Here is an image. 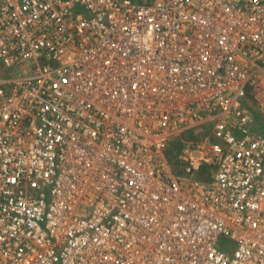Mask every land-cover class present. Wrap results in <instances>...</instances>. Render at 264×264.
<instances>
[{
    "label": "built area",
    "instance_id": "built-area-1",
    "mask_svg": "<svg viewBox=\"0 0 264 264\" xmlns=\"http://www.w3.org/2000/svg\"><path fill=\"white\" fill-rule=\"evenodd\" d=\"M250 96L264 0H0V264H264Z\"/></svg>",
    "mask_w": 264,
    "mask_h": 264
},
{
    "label": "rangeland",
    "instance_id": "rangeland-1",
    "mask_svg": "<svg viewBox=\"0 0 264 264\" xmlns=\"http://www.w3.org/2000/svg\"><path fill=\"white\" fill-rule=\"evenodd\" d=\"M253 99V97H250L249 99ZM253 113V111H252ZM256 114L252 115L253 120L248 124V129L250 132L252 133H263L264 134V121L261 120L260 116L257 114V112H255ZM199 136V134L197 135ZM177 146V145H175ZM172 147H174V145H172ZM171 148H169L167 150L168 153L173 154L174 150Z\"/></svg>",
    "mask_w": 264,
    "mask_h": 264
},
{
    "label": "crops",
    "instance_id": "crops-1",
    "mask_svg": "<svg viewBox=\"0 0 264 264\" xmlns=\"http://www.w3.org/2000/svg\"><path fill=\"white\" fill-rule=\"evenodd\" d=\"M250 97H252V96H250ZM244 105L250 110L251 115L256 114L255 112H257V114L260 116L261 110L257 109L258 108L257 106H259L257 103V100L255 101L254 99L252 100V99H249V97H246L244 99ZM252 111H253V113H252ZM260 118H261V116H260Z\"/></svg>",
    "mask_w": 264,
    "mask_h": 264
},
{
    "label": "trees",
    "instance_id": "trees-1",
    "mask_svg": "<svg viewBox=\"0 0 264 264\" xmlns=\"http://www.w3.org/2000/svg\"><path fill=\"white\" fill-rule=\"evenodd\" d=\"M204 127H199L193 130H189L187 132H185L184 134H182L181 138H193L195 137L196 134H200L201 132H203ZM175 143L170 144L169 148L172 147V145H174ZM168 148V149H169ZM167 155L170 157V153L167 152Z\"/></svg>",
    "mask_w": 264,
    "mask_h": 264
}]
</instances>
